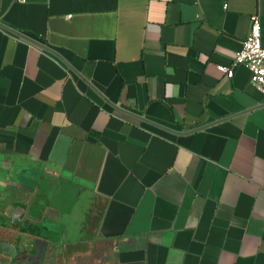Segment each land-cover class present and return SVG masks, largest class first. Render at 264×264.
I'll return each instance as SVG.
<instances>
[{
	"label": "crops",
	"instance_id": "0c3cea01",
	"mask_svg": "<svg viewBox=\"0 0 264 264\" xmlns=\"http://www.w3.org/2000/svg\"><path fill=\"white\" fill-rule=\"evenodd\" d=\"M264 0H0V264H264Z\"/></svg>",
	"mask_w": 264,
	"mask_h": 264
},
{
	"label": "built area",
	"instance_id": "2783aa9c",
	"mask_svg": "<svg viewBox=\"0 0 264 264\" xmlns=\"http://www.w3.org/2000/svg\"><path fill=\"white\" fill-rule=\"evenodd\" d=\"M239 66L247 67L251 72V82L264 92V45L262 41V23L258 14L251 16V29L244 40L241 50L236 52L230 65H219L221 73L232 78Z\"/></svg>",
	"mask_w": 264,
	"mask_h": 264
}]
</instances>
